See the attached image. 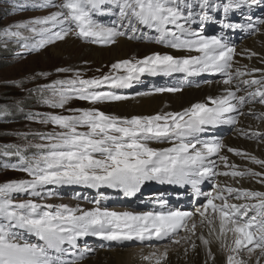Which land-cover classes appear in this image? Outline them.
<instances>
[{
  "label": "snow or ice",
  "instance_id": "6c2138e0",
  "mask_svg": "<svg viewBox=\"0 0 264 264\" xmlns=\"http://www.w3.org/2000/svg\"><path fill=\"white\" fill-rule=\"evenodd\" d=\"M258 2L61 0L57 4L56 0H38L36 7L57 10L26 23H17L14 28L0 30V38L5 41L21 43L28 51L38 52L70 34L91 43L112 45L117 43L118 37L138 39L137 33L146 28L156 35L149 37L144 33V39H153L167 48L189 53L186 56L153 53L142 59L119 60L111 65V70L122 72L121 75L83 79L76 73L73 79L56 80L41 89V92L48 90L51 93L40 97V102L50 108L63 109L72 99L93 105L126 99L113 92L96 89L105 84L128 86L145 73H183L186 76L218 73L225 77L222 82L231 86L225 90V95L193 103L181 112L121 118L98 108H90L69 109L73 115L49 113L42 117L39 123L51 124L53 130L35 133L41 142H28L23 147L11 146L14 150L3 153L18 158V163L10 167L26 173L30 179L0 184V264H78V259H83V252L71 261L62 257L70 249H76L78 239L87 235L118 242L170 239L173 244H180L181 240L190 241L192 236H197V217L201 229L197 238L213 264L216 259L212 252L213 244L228 253L224 264H248L241 257L243 252H258L255 264H261L264 258V191L214 183L215 194L201 193L199 185L217 176L230 177L237 183L251 178L264 184V171L229 164L228 156L221 154L225 147L227 152L241 156L261 169H264V159L218 142H204L199 148L197 144L200 142H193L207 125L237 124L242 116L264 122V111L257 112L254 107L257 104L264 107V69H249L247 65L234 67L235 47L228 46L218 37H206L202 33L205 24L213 21L210 13L222 8L226 17L233 10ZM108 4L118 9L120 20L112 27L94 20L96 14L107 11L105 6ZM220 23L225 29L242 27L223 20ZM260 23L264 24V21ZM194 24H199L201 30L194 29ZM248 27L259 31L253 24ZM193 52L197 55H191ZM256 55L249 52L248 58ZM56 71L70 69L58 68ZM257 72L261 73L259 78L253 75ZM246 76L251 78L245 79ZM158 91L178 92L181 89ZM5 113L6 109L0 115ZM233 113L235 115H230ZM29 119L35 117L30 116ZM238 131L246 139L264 142V132ZM166 140L178 142L161 149L149 146L151 141ZM9 147L6 146V149ZM30 148L36 151L27 155ZM213 156L218 157L225 171H218L219 165L211 159ZM148 181L181 187L190 185L196 197L204 195L205 202L195 212L133 213L108 211L100 207L84 210L67 205L55 206V211H52L53 205L40 204L35 199L14 200L16 194L40 199L50 197L55 194L48 188L50 185L107 186L135 194ZM232 200L243 202L234 203ZM181 231L190 235L172 239ZM25 232L35 236L39 242L23 239ZM191 247L195 248L196 244L192 242ZM167 258V250L159 255L152 253L142 257L146 264H164Z\"/></svg>",
  "mask_w": 264,
  "mask_h": 264
},
{
  "label": "rangeland",
  "instance_id": "374dc122",
  "mask_svg": "<svg viewBox=\"0 0 264 264\" xmlns=\"http://www.w3.org/2000/svg\"><path fill=\"white\" fill-rule=\"evenodd\" d=\"M19 1L20 3L16 4L10 2V0H0V30L4 28H14L15 24L26 23L29 20L35 18V15H37L35 14L36 12L34 10L29 8L37 0H31L26 5H22L23 0ZM37 16L42 17L43 15L41 14ZM71 41L74 42V44H78L80 48L71 50L67 46V43ZM114 45L115 44L109 47L88 45L87 43L81 42L76 37L69 35L64 40H58L53 44L47 45L35 55H25V51H23L16 42L5 41L3 38H0V112H5L6 109V113L0 115V184L13 180L27 179L26 173H21L20 171L15 169L13 170L10 167V165L15 164L13 161L14 156L8 157L3 153L5 150H14L11 146L23 147L28 142L33 144L41 142L34 134L51 132L53 130V126L51 124L45 125L39 123V120L42 117L49 113L71 115L73 112L69 111V109H76V107L98 108L99 110L102 109L110 115H115L114 113L108 112L107 110L109 109V105L115 104L116 102L92 105L86 104L85 102H77L72 99L69 100L63 109L50 108L40 102L41 95H51L50 91L48 90L41 92L42 86L52 84L56 80L73 79L76 73L87 75L93 78H100L112 72L111 65L116 63V61L124 59L132 60L134 58L136 59L138 57H144L158 50V48H156L154 50L149 49L141 51L139 55L129 52L122 58H113L102 63L88 61L85 58L86 56L84 54V50L87 51L91 48L96 50L109 49ZM244 59L246 60V58L243 56L236 59L237 66L244 65ZM258 63L260 67H264V60ZM58 68L70 69V71L57 72L56 69ZM38 73H47V75H36ZM135 97L143 96H132L120 101L133 99ZM165 104L169 105L168 103ZM180 111H183V109L178 110V112ZM155 114H162V112L160 111ZM30 116L35 117V119H29ZM117 117L125 118L123 116ZM258 122L260 123V121ZM235 136L238 135L236 134L232 137ZM246 140L248 142H255L258 144L261 143L256 140ZM6 146L10 147L6 149ZM30 149H28L26 153L27 155L30 154L28 153L30 152ZM5 165L9 166L6 167ZM245 180L248 182L249 178H246ZM253 181L255 182V180ZM17 195L20 198L16 200L23 201V197L21 198L20 194ZM64 198H67V196H64ZM35 199H37V201L41 200L43 203H49V199L46 197L43 199ZM65 201H68V199H63V202ZM54 203V206L58 205L59 201L56 200ZM120 249L127 252L126 248Z\"/></svg>",
  "mask_w": 264,
  "mask_h": 264
},
{
  "label": "bare ground",
  "instance_id": "6f19581e",
  "mask_svg": "<svg viewBox=\"0 0 264 264\" xmlns=\"http://www.w3.org/2000/svg\"><path fill=\"white\" fill-rule=\"evenodd\" d=\"M264 21V18L263 20ZM234 36V33H232ZM67 46L71 50H75L80 48L78 44H74V42H68ZM88 48V47H87ZM156 46L148 45V44H138L132 43L130 41H126L122 38H118L117 43L109 49H88L84 50L85 58L88 61H95L98 63H102L109 59L113 58H122L127 55L129 52L133 54L139 55L141 51L145 50H154ZM248 50V51H246ZM91 52V53H88ZM249 52L257 53L258 55L252 56L250 59L248 58ZM245 57L246 60H243V64L247 65L248 68L252 69H264V67H260L258 62L264 60V24L259 26V33L250 36L248 39H245L241 42L237 47V55L235 56V61L239 57ZM238 62V61H237ZM241 63V62H240ZM242 66V65H238ZM255 76V75H254ZM231 87L230 85H225L222 81H214L204 86H198L194 88L184 89L176 94H162V95H141L143 97H135L133 99L124 100L120 102H116L115 104L109 105L108 112L114 113L117 116H123L128 118L130 116H149L158 112H178V110L190 107L191 104L197 102H206L209 97H220L226 94V89ZM168 103L169 105H166ZM257 112L264 111V107L254 106ZM246 110V109H245ZM238 129L234 132V135H238L235 137H229L225 146L233 147L236 149H241L250 153L252 155L257 156L260 159H264V142L260 144L255 142H248L246 138L242 137L238 130H257L260 132H264V122L259 120H253L250 116H242L239 117ZM260 129V130H258ZM207 134V131H205ZM202 147V146H197ZM221 154L228 156L229 164H236L241 168L248 167L252 168L256 171H263L258 165L250 163L245 158L241 156H236L232 153L227 152L226 147L222 149ZM211 159L215 160L219 165V171H225L226 169L223 167L222 162L218 160V157L213 156ZM219 183H224L231 185L233 187L241 188L239 185H243V187L247 188H259V191L264 190V185H259L257 182H254L251 178L247 182L245 179L240 180L237 183L235 180L230 179L226 180V178H220ZM239 184V185H238ZM66 197V196H65ZM69 197V196H68ZM95 198V197H93ZM37 200V199H36ZM46 200V199H45ZM65 200V199H64ZM67 200V199H66ZM41 201V200H40ZM48 201V200H47ZM45 202V201H44ZM49 202V201H48ZM54 202V201H53ZM56 202V200H55ZM63 202V201H62ZM85 210H90L95 207H100L101 209H107L108 211H116L123 212L129 211V209L133 210L135 208L136 203H127V204H115L110 203L106 204L103 201H99V203L94 200L86 201ZM231 202L237 203L235 200ZM55 204V203H54ZM63 204H67L71 208H77L78 203L72 202V200L65 201ZM203 203H198L197 207H201ZM57 206V205H55ZM114 206V207H111ZM125 206V207H124ZM125 209V210H123ZM189 211V210H187ZM191 212V211H189ZM197 222V236L200 234L201 229L199 226V218H196ZM191 221H189V225ZM207 235V232H204ZM190 235L185 232H180L178 236L173 237V239H179L180 237ZM197 236H192L190 241L181 240L180 244H173L171 241L167 242L160 246L148 247L143 245H138L136 247L132 246L131 250L124 251L120 249L121 247H104L103 249H91L92 253H88L83 256V259H78V264H146L143 261L142 257L146 255H150L152 253H156L159 255L160 253L167 250L168 258L164 262V264H213V261L208 258L207 251L205 247L201 244L200 240ZM91 241H96V239H92ZM192 242L196 244L195 248L191 247ZM92 245V244H88ZM187 250V251H185ZM212 252L215 256V264H224L225 257L228 253L221 251L218 245H212ZM248 254V255H247ZM256 254H251L248 252L241 253V257L248 262V264H255ZM79 255L67 256L64 255L62 258L65 261H71L77 259ZM261 264H264V258L261 260Z\"/></svg>",
  "mask_w": 264,
  "mask_h": 264
}]
</instances>
